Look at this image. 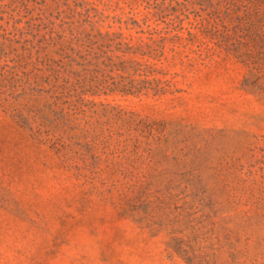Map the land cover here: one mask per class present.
I'll use <instances>...</instances> for the list:
<instances>
[{
  "label": "rangeland",
  "instance_id": "1",
  "mask_svg": "<svg viewBox=\"0 0 264 264\" xmlns=\"http://www.w3.org/2000/svg\"><path fill=\"white\" fill-rule=\"evenodd\" d=\"M0 264H264V0H0Z\"/></svg>",
  "mask_w": 264,
  "mask_h": 264
}]
</instances>
